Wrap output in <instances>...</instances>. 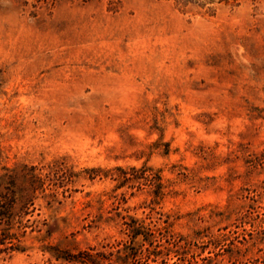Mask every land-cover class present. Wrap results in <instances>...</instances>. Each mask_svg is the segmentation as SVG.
<instances>
[{
	"label": "rangeland",
	"instance_id": "1",
	"mask_svg": "<svg viewBox=\"0 0 264 264\" xmlns=\"http://www.w3.org/2000/svg\"><path fill=\"white\" fill-rule=\"evenodd\" d=\"M89 255L264 264V0H0V264Z\"/></svg>",
	"mask_w": 264,
	"mask_h": 264
},
{
	"label": "trees",
	"instance_id": "2",
	"mask_svg": "<svg viewBox=\"0 0 264 264\" xmlns=\"http://www.w3.org/2000/svg\"><path fill=\"white\" fill-rule=\"evenodd\" d=\"M141 226H137V227H134L133 225L132 226H130V227H128V230H130V232H131V235H132V238L133 239H135L137 236H138V233H137V231H138V229L140 228ZM131 241H133V240H131ZM121 251H117L116 253H120ZM111 254V253H110ZM89 263L90 264H97V262H95V260H94V258H95V255L94 256H90L89 255ZM92 258V259H91ZM125 258H126V256H125ZM123 262H125V259H123Z\"/></svg>",
	"mask_w": 264,
	"mask_h": 264
}]
</instances>
